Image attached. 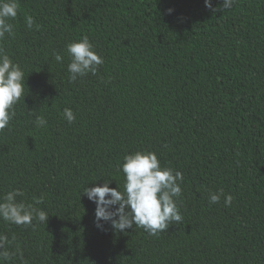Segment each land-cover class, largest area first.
Instances as JSON below:
<instances>
[{
	"label": "trees",
	"instance_id": "trees-1",
	"mask_svg": "<svg viewBox=\"0 0 264 264\" xmlns=\"http://www.w3.org/2000/svg\"><path fill=\"white\" fill-rule=\"evenodd\" d=\"M18 3L0 49L25 89L0 130V202L20 189L18 203L49 217L0 218V264H264V0ZM83 37L103 64L70 82L67 45ZM138 150L183 173L182 222L157 235L98 228L83 190L123 191L124 157ZM221 189L231 206L209 203Z\"/></svg>",
	"mask_w": 264,
	"mask_h": 264
},
{
	"label": "clouds",
	"instance_id": "clouds-1",
	"mask_svg": "<svg viewBox=\"0 0 264 264\" xmlns=\"http://www.w3.org/2000/svg\"><path fill=\"white\" fill-rule=\"evenodd\" d=\"M233 3L234 0H223L222 8L229 9ZM205 6L212 11L219 10L213 8L212 0H205ZM18 9V0H0V39L5 34L14 36V26L9 21L17 17ZM25 20L31 30L33 17L27 16ZM67 54L70 57L67 69L70 82L89 73L96 75L103 64L102 56L94 50L88 37L70 42ZM54 59L62 62L63 56L56 53ZM24 89V71L0 49V130L7 127L15 116L13 106L21 99ZM63 116L70 124L76 118L70 107L63 109ZM35 123L42 127L47 121L39 116ZM122 172L125 177L123 191L119 190V185L117 188L109 187L110 180L105 181L103 186H87L83 190L88 199L97 205L95 219L98 228H103L101 221H105L111 222L117 231L135 227L143 228L150 235H157L168 230L170 225L182 222L183 217L177 206V198L182 196V172L162 167L157 154L147 150L125 155ZM22 195L20 189H13L4 195L0 202V218L17 225H30L33 219L47 222L49 215L44 210L16 201V197ZM222 196L225 205L231 206L233 196L225 194L222 189L209 194V203H218ZM42 201L43 197L36 198L35 203Z\"/></svg>",
	"mask_w": 264,
	"mask_h": 264
}]
</instances>
